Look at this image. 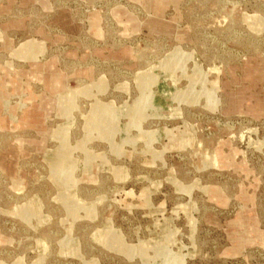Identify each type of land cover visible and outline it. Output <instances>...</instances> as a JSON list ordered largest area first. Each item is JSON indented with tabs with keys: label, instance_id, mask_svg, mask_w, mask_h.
I'll return each instance as SVG.
<instances>
[{
	"label": "rangeland",
	"instance_id": "1",
	"mask_svg": "<svg viewBox=\"0 0 264 264\" xmlns=\"http://www.w3.org/2000/svg\"><path fill=\"white\" fill-rule=\"evenodd\" d=\"M0 264H264V0H0Z\"/></svg>",
	"mask_w": 264,
	"mask_h": 264
}]
</instances>
